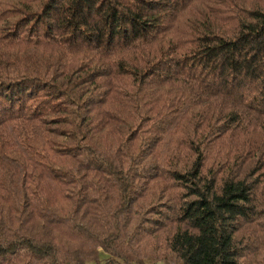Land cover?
<instances>
[{"label":"trees","instance_id":"16d2710c","mask_svg":"<svg viewBox=\"0 0 264 264\" xmlns=\"http://www.w3.org/2000/svg\"><path fill=\"white\" fill-rule=\"evenodd\" d=\"M0 264H264V0H0Z\"/></svg>","mask_w":264,"mask_h":264}]
</instances>
